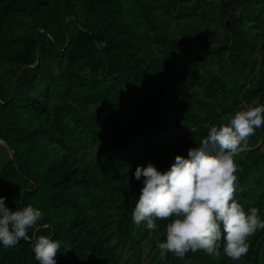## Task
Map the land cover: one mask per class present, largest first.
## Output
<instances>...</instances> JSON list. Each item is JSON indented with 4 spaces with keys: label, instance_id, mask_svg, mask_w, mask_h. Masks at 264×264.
I'll list each match as a JSON object with an SVG mask.
<instances>
[{
    "label": "trees",
    "instance_id": "1",
    "mask_svg": "<svg viewBox=\"0 0 264 264\" xmlns=\"http://www.w3.org/2000/svg\"><path fill=\"white\" fill-rule=\"evenodd\" d=\"M174 24V27H172ZM264 105V0H0V196L43 213L0 264H125L118 244L165 239L132 212L143 177L200 146L211 126ZM165 115L185 134L156 140ZM235 200L264 219V127L235 157ZM44 225H50L45 228ZM113 238H116L113 241ZM240 260L189 251L154 264H262L264 230Z\"/></svg>",
    "mask_w": 264,
    "mask_h": 264
},
{
    "label": "clouds",
    "instance_id": "2",
    "mask_svg": "<svg viewBox=\"0 0 264 264\" xmlns=\"http://www.w3.org/2000/svg\"><path fill=\"white\" fill-rule=\"evenodd\" d=\"M264 127V105L236 111L228 123L210 127L200 146L188 150V158L176 156L170 170L161 173L151 163L137 166L134 177H143V187L132 212L135 224L150 231L157 220H171L165 239L157 241L161 259L170 252L183 259L191 251H203L213 259L223 255L240 260L249 251L248 240L264 230L259 209L245 211L235 200L238 165L235 157L249 150V139ZM43 213L27 205L10 210L0 196V244L5 249L30 240ZM45 228L50 225H44ZM60 242L45 235L35 238L32 250L39 264H56Z\"/></svg>",
    "mask_w": 264,
    "mask_h": 264
},
{
    "label": "rangeland",
    "instance_id": "3",
    "mask_svg": "<svg viewBox=\"0 0 264 264\" xmlns=\"http://www.w3.org/2000/svg\"><path fill=\"white\" fill-rule=\"evenodd\" d=\"M172 27H174V24H172ZM165 117L163 125L156 133V138H158L156 140L164 139L177 141L185 132L174 125L171 117H168V115H165ZM115 240L116 238H113V241ZM138 245L139 252L137 258H134L133 249L129 246L128 242L118 244V247L121 248V260H123L125 264H154V257L157 255L156 246L149 240H141ZM261 263L264 264V259H262Z\"/></svg>",
    "mask_w": 264,
    "mask_h": 264
}]
</instances>
